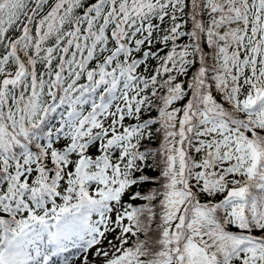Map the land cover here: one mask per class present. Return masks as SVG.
<instances>
[{"label":"snow or ice","instance_id":"obj_1","mask_svg":"<svg viewBox=\"0 0 264 264\" xmlns=\"http://www.w3.org/2000/svg\"><path fill=\"white\" fill-rule=\"evenodd\" d=\"M0 264H264V0H0Z\"/></svg>","mask_w":264,"mask_h":264}]
</instances>
